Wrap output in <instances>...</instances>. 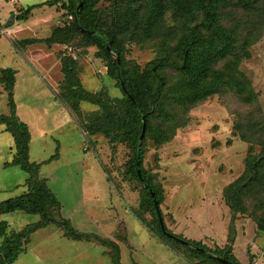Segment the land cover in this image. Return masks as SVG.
I'll use <instances>...</instances> for the list:
<instances>
[{
    "label": "rangeland",
    "instance_id": "obj_1",
    "mask_svg": "<svg viewBox=\"0 0 264 264\" xmlns=\"http://www.w3.org/2000/svg\"><path fill=\"white\" fill-rule=\"evenodd\" d=\"M45 1L23 0L14 9L8 0H0V64L17 71L14 99L17 113L31 132L30 159L42 163L40 174L61 203L59 214L79 231L115 240L123 264H219L183 245L170 244L154 232L155 216L144 186L128 172L130 143L114 142L105 132L91 133L89 127L95 126L102 113L98 105L82 101L75 111L57 97L64 80V55L73 57L85 89L111 99L123 96L108 74L106 60L97 55L98 47L84 45L80 36L52 45L18 44L25 38L49 37L71 18L59 2L35 6L29 19L17 20L22 10ZM147 1L132 3L142 13ZM126 6L127 0H100L101 22L118 26ZM176 8L167 9L163 34L134 38L136 33L131 32L139 28L131 25V32L124 34L128 61L144 69L155 58L176 55L179 41L195 21L183 7ZM220 10L221 23L235 33L238 48L215 68L234 67L244 37L249 33L257 37L237 65V75L245 77L254 90L252 100L224 86L188 109L167 102L166 114L155 111L153 129L144 131V168L154 177L162 196L163 219L173 233L217 249L231 244L233 227L232 250L239 261L264 264V190L243 195L241 210L235 214L225 199V189L245 173L248 159L264 152V4L249 11L230 0ZM165 74L170 85L176 82V70L167 69ZM64 105L72 113L70 118L64 117ZM0 112L10 113L4 85H0ZM160 128L167 129L170 138L157 143L154 135ZM0 129L2 201L25 192L29 174L19 166L2 165L13 158L14 137L3 124ZM14 169L26 175L25 181L18 182L20 176ZM41 218L21 210L0 215L11 230H21ZM110 254V248L94 239L74 240L51 224L32 234L12 264H113Z\"/></svg>",
    "mask_w": 264,
    "mask_h": 264
},
{
    "label": "trees",
    "instance_id": "obj_2",
    "mask_svg": "<svg viewBox=\"0 0 264 264\" xmlns=\"http://www.w3.org/2000/svg\"><path fill=\"white\" fill-rule=\"evenodd\" d=\"M100 0H46L43 3L29 6L16 15L17 20H27L33 7L40 4L50 6L61 2L71 18L65 25L58 26L46 38H25L18 44H33L43 42L47 45L60 42H71L80 36L84 45H96L97 55L107 62L108 74L117 81L123 96L111 99L102 92H91L85 89L74 68L71 55L62 58L64 80L58 98L68 104L73 110H79L82 101L98 105L102 113L96 118L95 126L89 127L91 133L105 132L112 141L129 142L132 147V157L128 161V172L131 173L146 191L149 206L155 216L154 232L168 243L180 244L191 252L207 256L219 264H242L233 253L232 243L235 240V230L232 227L231 244L212 249L202 241L188 239L173 233L166 225L162 210L158 215L150 189L161 203V194L154 183L152 173L144 168L145 147L141 138L145 121V132L153 129L152 118L155 111L166 114L167 102H177L188 109L190 106L204 101L219 93L228 86L235 93L252 100L254 90L245 77L237 75V65L242 55H248L246 50L257 39L252 33L244 37L243 51L233 62L234 67L227 69L215 68V65L231 55L238 48V38L221 23V7L230 0H148L145 12H139V5L133 6L135 0H127L126 10L121 24L105 26L99 16L97 4ZM235 3L249 11L257 9L264 0H234ZM170 7H177L194 16L193 24L182 36L175 56H161L152 60L144 69L126 59L125 35L131 32V25L139 31H132L134 38H152L163 34V17ZM174 69L178 76L170 85L165 71ZM16 69L2 67L0 64V85H4L8 93L10 113L0 112V124H3L14 137V155L11 161H6L4 167L19 166L29 176L24 186L26 191L20 195L0 201V215L15 211H25L29 214H40L41 220L29 224L21 230H11L6 220L0 221V264H12L20 255L23 246L37 230L55 224L64 230L66 236L74 239H94L99 244L111 249L113 264H123L119 244L107 237L93 232H82L74 227L71 220L61 216V203L49 187L47 179L40 174L42 163L30 159L31 132L28 124L17 114L14 99ZM144 119V121H143ZM167 129L160 128L154 135L157 143L170 138ZM55 155L51 157L53 159ZM264 152L252 156L247 161L245 173L225 189V199L233 213L241 210L240 202L246 193L264 190ZM141 177L139 176V172ZM257 181L258 183H254ZM57 208L58 211L54 210ZM58 217H56V215ZM164 221L162 227L160 219ZM263 228V227H262ZM221 258L225 259L224 262Z\"/></svg>",
    "mask_w": 264,
    "mask_h": 264
},
{
    "label": "water",
    "instance_id": "obj_3",
    "mask_svg": "<svg viewBox=\"0 0 264 264\" xmlns=\"http://www.w3.org/2000/svg\"><path fill=\"white\" fill-rule=\"evenodd\" d=\"M143 121H144V119H143ZM145 126H146V125H145V121H144V124H143V130H142V134H141V138H143V134H144V131H145ZM138 173H139V176L141 177L140 171H139ZM150 192H151V195H152V197H153V202H154V205H155V209H156L158 215L160 216V205H159V202H158V200H157V198H156V195H155L154 191H153L152 189H150ZM160 222H161L162 227H164V221H163L162 218L160 219ZM221 259H222L224 262H227L225 259H223V258H221Z\"/></svg>",
    "mask_w": 264,
    "mask_h": 264
},
{
    "label": "crops",
    "instance_id": "obj_4",
    "mask_svg": "<svg viewBox=\"0 0 264 264\" xmlns=\"http://www.w3.org/2000/svg\"><path fill=\"white\" fill-rule=\"evenodd\" d=\"M61 102V101H60ZM64 107H65V112H64V117L65 118H70V116H71V112L68 110V108L64 105ZM18 114V116L20 117V119L21 120H24V119H22V117H21V115H20V112H18L17 113ZM0 130H3V129H0ZM6 130V129H5ZM2 133L4 132V131H1ZM31 139H32V137H31ZM4 162H6V161H4ZM4 162H2V165L4 164ZM10 167V166H9ZM11 167H17V166H11ZM18 173L19 171H18V169H14V171H13V173ZM18 175L20 176V179H19V181L18 182H23V181H25V179H26V175H23L22 173H18ZM0 180H1V178H0Z\"/></svg>",
    "mask_w": 264,
    "mask_h": 264
},
{
    "label": "built area",
    "instance_id": "obj_5",
    "mask_svg": "<svg viewBox=\"0 0 264 264\" xmlns=\"http://www.w3.org/2000/svg\"><path fill=\"white\" fill-rule=\"evenodd\" d=\"M8 1L13 5V7L15 9L17 7H21L22 6V1L23 0H8Z\"/></svg>",
    "mask_w": 264,
    "mask_h": 264
}]
</instances>
